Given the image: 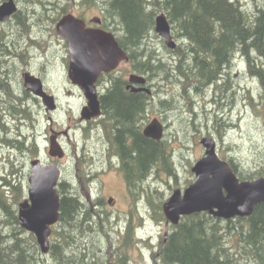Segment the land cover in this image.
<instances>
[{
	"label": "trees",
	"instance_id": "trees-1",
	"mask_svg": "<svg viewBox=\"0 0 264 264\" xmlns=\"http://www.w3.org/2000/svg\"><path fill=\"white\" fill-rule=\"evenodd\" d=\"M17 2L22 7L23 3L28 6L31 0H17ZM254 2L252 11H248L240 0H81L79 2L82 7L97 8L99 14L104 16V28L120 33L117 35L120 46L127 50L133 59L134 72L144 74L148 80L154 79L155 74L160 76L156 82L159 80L161 84L155 82L154 91L162 92L165 99L160 103H156L145 92H132L119 84H115L101 98L110 128L113 129L109 136L114 135L117 150H120L129 174L131 176L144 174L140 177L141 190L148 202H153V194L150 190L152 184L145 178L148 172L159 169V175L162 171L161 173L168 178L172 177L175 182H178V177L176 164L171 160V151L174 148L168 149V140L158 141L147 137L142 133L141 127H138L140 118L145 115L144 111L148 117L151 110L157 111L162 106H174L175 97L170 88L183 81L184 84L198 87L196 90L208 86L218 89L221 98L219 109L220 105L222 109L232 105L235 96L231 94V89H236L235 80H237L232 79V60L237 54L244 58L247 69L264 92V0H254ZM66 12L68 7L63 8L54 21ZM160 13L166 14L173 26L176 40L181 44L171 50L161 40L163 47L168 51L167 54L170 55L168 59L170 62L164 60L167 56L153 50L155 41H152L151 36L154 34L156 38L159 37L155 31V22ZM78 15L84 17L83 13ZM27 27L26 33H30L31 27ZM5 38L6 32L0 29V40ZM3 48L0 46V55L4 54L1 57L6 54ZM173 62H176V65L173 66ZM223 92H228L227 97ZM170 95L172 96L168 98ZM250 104L253 105L252 100ZM254 105L256 107L259 105V112L264 115V102ZM217 115L215 113L216 117ZM204 116L206 119L210 118L212 113L205 111ZM218 120L215 118L213 121L214 131L208 129L202 133L196 130L198 136H194V139L197 146L201 147L202 136L214 135L216 138L220 135L227 136L225 129H222L224 128L222 121ZM208 123L207 121L206 124ZM220 132L221 134L217 135ZM218 141L222 148L224 141L222 139ZM7 142L10 145L12 143V141ZM14 149L18 150V147ZM224 153L223 157L229 161L240 179L251 180L264 176V168L245 172L240 169L237 159L227 156L226 151ZM191 164L188 161V165ZM189 173L192 175V172ZM159 175H156L157 179ZM2 179L6 182L1 183ZM132 184L131 182L130 187ZM68 187L63 182L60 185L61 189H58L61 194L60 222L65 225L61 226V231L59 228L55 229V237L49 253L43 254L35 235L27 232L19 224L15 204L23 197V184L0 176V216H2L0 264H48L50 257L51 263L55 260L57 264H97L99 259H105V256L101 258L102 249H99V246L104 236L107 235L106 239L109 238L108 230L90 213L87 203L78 190L75 194H70L67 189V195H64V189ZM77 197L86 206L84 210L88 216L83 219L91 224L87 225L81 219L84 210H81ZM162 205L163 201L156 205V209L157 206L159 208L158 215H155L158 219L164 218ZM152 209L154 210V205ZM107 223L110 225L113 221L107 220ZM125 246L126 244L120 242L117 251L123 252L126 256L129 248ZM161 250L159 255L161 264H264V202L255 207L251 216L244 218L223 220L208 212L184 216L177 225L172 226L169 239ZM117 251L112 259L113 264H125L120 260ZM107 253L109 255V252Z\"/></svg>",
	"mask_w": 264,
	"mask_h": 264
},
{
	"label": "rangeland",
	"instance_id": "rangeland-1",
	"mask_svg": "<svg viewBox=\"0 0 264 264\" xmlns=\"http://www.w3.org/2000/svg\"><path fill=\"white\" fill-rule=\"evenodd\" d=\"M80 1L81 0H31V2L28 3V6L21 2L22 8L16 16V21L12 22L11 25H5L1 29L6 32V38L0 40V46L9 48V46L15 42L16 47L20 49L18 52L22 51L24 48L30 49L29 56L33 57V55H35V58H37L36 60H33V64H31L32 67H34L36 71H40L45 75V80L49 84L52 92L59 97L60 108L52 115L55 124L54 127H56V124L59 126L57 130L65 129L70 123V117H72L73 122L78 119L80 115L79 111L84 102V97L82 96V92L72 85L68 77V59H66L68 58L67 45L66 41L59 36L55 30L57 22L54 21V19L62 9H65L66 7H68V11L73 10L75 13H83L87 18L99 15L97 8L82 7L79 5ZM240 1L244 6L246 5L248 11L254 9V0ZM24 25L31 27L30 33H26L27 26ZM35 37H40L42 41L46 42L44 48L42 47V44L38 46L37 42L34 41L33 43L31 38H34L37 41ZM151 37L153 38L152 41H155L153 42V50H156V53L160 55L163 54L167 56L164 60L170 62L168 60L170 59V55L167 54L168 51L163 47L161 38H156L154 34H152ZM178 45L181 44L178 42ZM21 48L23 49L21 50ZM174 65H176V62H173V66ZM41 66L45 69L41 70ZM232 67V79L235 80L234 78H236L237 80H235V82L239 84L235 83L237 90L231 89V94L235 96L233 99L235 102H231L232 105L226 106L223 109L220 105L219 109V100H221V98L218 89L216 90L214 87L210 88L208 86L196 90L198 87L195 88L192 84L188 83L184 84L183 81L181 83L178 82L179 84L174 87H168L171 89L172 95L175 97L173 101V104L175 105L172 107H159L160 112L163 113L164 122L166 124L165 138L169 143L168 149L174 148V150L171 151V160L176 164L175 167H177L176 173L178 177L177 183L180 185L182 184L186 186L185 183H187L189 179L193 180L194 176H191L189 173L190 166L188 165V161L195 163L197 158L201 155H199L200 147L195 144L196 141L194 136H198L196 130H199L202 133L208 129L214 131L213 121L215 118H218V121H222L224 125V128L222 129H225V132H227V136L220 135L221 132L217 134L220 135L217 139H222V141H224V145L221 149L227 152V156L237 159L240 163V169L245 172L264 168V115L260 114L259 105L257 107L254 105V103L257 104L264 102V92L260 89L258 81L254 79L255 77L250 74L247 69V64L241 55L237 54L233 58ZM159 77V74H155L154 79L150 80L153 87H156L155 82ZM172 77L178 79L176 76L172 75ZM156 83L161 84L159 80ZM208 90H210V93H208ZM225 92H223V94L227 97L228 92ZM163 99L165 98L163 97L162 92H157L154 94L152 100L156 103H160ZM250 100H252L253 105L250 104ZM228 103L230 104V102ZM12 107L18 110L20 107L26 108L29 112L28 107L25 106L24 103L20 104L19 101H15ZM205 111L211 112L212 116L206 119L204 116ZM153 112L154 110H151L149 117L146 119V123L150 121L154 114ZM158 113L159 112L156 114ZM215 113L218 114L217 117L215 116ZM21 116L24 115L21 114ZM39 120L40 122H38L35 130L28 128L25 125H20L14 130V123H11L8 120L12 125L9 129L11 135L6 134L7 129L0 121V135H2L0 136V139L2 138L5 143H9L7 141H12V143L18 147V150H15L14 148L8 149V146L2 147V144L0 143V176L1 178H7L15 183L21 182L23 184L24 193L19 202L24 200L28 195L30 161L33 156L28 153V149L34 148L36 143L39 147V157L43 159V161H48V159H50V155L46 149L48 144L46 141L49 137V127L52 122L48 119V115L41 108ZM207 121L209 122L208 125L206 124ZM226 125L227 127H225ZM80 131V129H74L71 132L70 141L66 138L63 139L66 143L65 146L67 147V159L66 161L62 160L61 163V166L63 167L61 182H64L68 186H72L71 188L64 189V195H67V189L70 194H75L78 188L77 186L79 185V179L76 175L78 174V165L74 154L75 145L73 142L77 144L76 150L80 153V149L85 144V141L82 142L81 140ZM103 131L105 130H100L98 133V138L103 136V139L98 140V138H96L97 136H94L92 144L89 147L94 156L92 157L91 154L88 153L87 160L89 159L88 161L91 162V159L93 158V161H95L94 165H100L104 158L109 156L106 155V153H109V151L111 152V148L108 149L109 142L104 138ZM33 133H35V136H33ZM83 137H85V135ZM20 146L22 148H20ZM227 147L229 149H227ZM96 167L97 166L92 165V171H96ZM98 168V170L101 169L100 166ZM158 172L159 169L148 172L145 175V178L149 179L152 184L150 190L153 194V202L151 203L150 201L145 203L144 207L146 211L152 212V207L154 205V219H156L155 215L157 216L159 213L158 206L156 209L157 203L163 201V199L170 195L169 189L171 186H173L172 188L176 187V185L173 184L174 181H171V179H173L172 177H170L169 180L165 179L164 177L166 176L163 175V179H160V181L158 179L157 183H154V178L152 179V177L157 174L159 175ZM94 174L95 173H93V175ZM142 175L144 174L138 173L139 178ZM101 179L106 183L105 185H102V190L106 195V198L110 194L114 195L123 207L126 206V198L124 194L115 191L109 185V183L111 184L112 181H114L112 173L101 175ZM5 182L6 180L2 179L1 183ZM58 188L61 189L60 187ZM79 191L82 192V190ZM19 202L15 204L17 215ZM87 206L89 211L95 216V219L102 223L103 227L108 230V237H111V235L113 237L106 239L107 235L104 236V238L101 239V245L99 246V249H102L100 254L101 258H104L105 256V259H99L97 264L109 263L107 250L111 247L110 241L114 239L115 245L117 244V230L123 232L126 224L124 221L118 222L117 225L119 226V229H117L118 227H116V224L114 225L113 223H110V225H108L107 220L113 221L114 223L116 222L114 217H106L107 220H104L103 217L106 215L103 214L101 220L99 217H96L97 213L91 209V204H88ZM100 209L101 208L99 207L97 210ZM1 218L2 216H0V219ZM81 219L85 224H91L88 220H84L82 216ZM63 225L65 224H62L61 222L57 225L59 226V231L62 230L61 226ZM57 226L55 227L56 229H58ZM73 236L75 235L73 234ZM155 236H157V230L155 231ZM54 237L55 233L52 234L51 241L54 240ZM75 238L76 237H74V239ZM107 243H109V245H107ZM150 250H152V248ZM117 253L120 257L123 255V252L119 253L117 251ZM137 255L138 252H136V257ZM47 263L57 264L55 260H52L51 263V257L48 258ZM152 264H161V262L156 261L152 262Z\"/></svg>",
	"mask_w": 264,
	"mask_h": 264
},
{
	"label": "water",
	"instance_id": "water-1",
	"mask_svg": "<svg viewBox=\"0 0 264 264\" xmlns=\"http://www.w3.org/2000/svg\"><path fill=\"white\" fill-rule=\"evenodd\" d=\"M16 10L14 0L3 3L0 5V20L8 19ZM56 29L67 39L70 57L69 77L79 85L87 99L83 117L98 116L100 101L95 83L103 71H111L122 60L127 59V54L112 32L87 27L85 21L73 13L64 15L57 22ZM155 29L165 38L168 46L176 47L171 25L164 13L156 17ZM29 78L26 80V87L41 95L48 109H54L56 107L54 97L43 91L38 78ZM131 80L145 81L135 74L131 75ZM133 90H146L150 93L148 88ZM144 133L147 137L160 139L163 129L158 119L148 124ZM202 144L205 154L192 168L196 180L186 188L183 195L181 190L177 189L164 204L167 218L177 222L181 214L203 210L224 218L250 215L257 203L264 202V177L239 181L231 165L218 156L215 140L212 137H204ZM50 154L63 156L62 148L54 137L51 138ZM60 177L61 170L58 165H42L39 159H33L28 196L19 204V223L24 229L35 234L43 253L49 251L52 226L60 218L61 202L57 191Z\"/></svg>",
	"mask_w": 264,
	"mask_h": 264
},
{
	"label": "flooded vegetation",
	"instance_id": "flooded-vegetation-1",
	"mask_svg": "<svg viewBox=\"0 0 264 264\" xmlns=\"http://www.w3.org/2000/svg\"><path fill=\"white\" fill-rule=\"evenodd\" d=\"M3 1L4 0H0V3H2ZM19 7L20 8L18 12H20L22 8L21 5H19ZM18 12L14 13V15L12 16L10 20L6 22H0V29H2V27H4L5 25H11L12 22L16 21V16ZM103 19H104V16H102V24H101V26L104 27L105 25H104ZM88 25L96 26L95 23H89V22H88ZM111 27H113L112 24H111ZM116 34L118 35L120 33L117 32ZM36 39L37 41L34 38H31V40H33V43L34 41L37 42L38 46L42 44V47L44 48V46L46 45V42L42 41L40 37ZM3 49H4L3 51L6 52V54L4 57H1L4 54L0 55V121L4 125V127H6L7 129L6 134H9V135H11L9 129L10 127H12L10 122L14 123L13 124L14 130L16 129V127L20 125H25L26 127L31 128L32 130H35L38 122H40L39 108L44 109L49 119L51 118V115H50V112H48L46 108L44 107L42 98L36 95L33 91L25 88V78H24L25 73L30 72L36 75L37 77H39L42 80L43 89H46L47 91L50 92V87L46 83L45 75L40 71H36L34 67H32L31 64H33V60H36L37 58H35L36 57L35 55H33V57L29 56L30 49L21 48V50L22 49L23 50L18 52V50L20 49L16 47L15 42L12 43L9 46V48L5 47ZM129 64H130V61L127 62V65ZM40 69L44 70L45 68L41 66ZM130 74H131V71H129V69L119 68L114 72H111V73L108 72V73L100 75L97 81L98 90L102 93V94L100 93V96L101 97L104 96L109 90H111L115 86V84L122 85L123 87L128 89L129 84H130V80H129ZM136 86H139V85L136 84ZM150 87H152L153 92L156 90V88L153 87V85H150ZM147 94L153 98L155 92L154 94H149V93ZM15 101H19L20 104L24 103V105L28 107L29 112L26 108L20 107L19 110L14 109L12 105ZM36 107H38V109H36ZM101 108H102V116L98 118H92L89 120H84L79 117L77 120L78 126L80 127L82 131V138L85 135L84 137L85 144L83 145V148L81 149V152H80V156L78 157L77 160H78L79 165L83 164V166H86L87 163H90L91 169L88 171L87 183L91 184L90 187L94 194V197H89V196H85L80 191V196L84 198V201L87 203V205L91 204L92 206L91 209L94 210L98 214V215L96 214L97 218L99 217V219L102 220L101 216H103L104 214L106 215L105 217H103L104 220H107L108 217H114V219L116 220L115 222L116 224L118 222H121L122 219L125 221L130 220L133 223L136 221V219L140 218L143 213L146 212V209L143 206L146 200V196L143 195V192L141 190L139 176L138 175L131 176L129 174L127 165L124 163L123 157L121 153L119 152L120 150L119 151L117 150L118 146H117V143L115 142L114 135L109 136V133L113 131V129L110 128V124L107 119L106 112L103 108V105L101 106ZM21 114H23L24 116H21ZM144 114L145 115H143L140 118L141 120L138 126V127H141L142 132L146 125L145 123L147 119L145 111H144ZM159 116L164 121V117L162 116L161 113ZM68 128H71V125H69L67 129ZM51 129L52 127H49V132L51 131ZM100 130L101 131L105 130L103 131V135H104V138L108 140L109 142L108 149L111 148V152L109 151V153H106V155H109V156L104 158L103 162L100 163V165H94L95 161H93V158L91 159V162H89L88 161L89 159L87 160V157H88L87 155L88 153H90L92 157L94 156L93 152L90 151L89 147L92 144V140L94 136H97L96 138H98V133L100 132ZM58 132H60L61 134L65 133L68 139L71 140L66 130H59ZM33 136H35V133H33ZM129 136L132 138L131 134H129ZM99 139H103V136L101 138H98V140ZM0 143L1 144L5 143L3 142L2 138L0 139ZM5 144L10 146L9 143H5ZM62 144L64 148L67 149V147L65 146L64 140H62ZM11 146L12 148L16 147V145H14L13 143H11ZM33 151H34V148L28 149V153L31 155L33 154ZM37 152H39V150H37ZM66 159L67 158H65L64 161H66ZM59 163H61V161ZM92 165L97 166L96 170H98L99 169L98 167L100 166L101 169L103 170L102 172H105L107 174L112 173V175L114 176V181H112L111 184L109 183V185L115 191H118L119 193L124 194L126 198V206L123 207V205L120 202H118L117 197L114 195L110 194L106 198V195L103 193V190H102V185H105L106 183H104V180L100 181V178H98L99 177L98 175L96 176L90 175L93 173ZM78 174H80L79 170H78ZM94 176H95L94 181L90 182L89 177L90 179H92L94 178ZM78 177H79V185L77 186L78 187L77 190L78 189L84 190L85 180L83 179L81 174L78 175ZM131 182L134 184V185L132 184L133 188H132V185L130 187ZM77 198H78V203L80 204L81 210H84L86 206H84V203L80 200L79 197ZM99 207L101 209L97 210ZM85 216H88V214H86L84 210L83 218H85ZM159 224H161V222H159ZM85 236L89 237L88 235H85ZM111 237H109L108 239H110ZM124 237H125L123 239L124 243L126 245H129V240H128L127 235ZM167 238H168V235L165 234L164 240L163 241L161 240L158 243V247L162 245L164 242H166ZM82 240L84 239L82 238ZM118 242L119 240H117V243ZM114 244H115V240L112 239L111 248H113ZM155 258H156L155 256H150V259L152 260V262H155ZM136 264H141L140 258Z\"/></svg>",
	"mask_w": 264,
	"mask_h": 264
},
{
	"label": "bare ground",
	"instance_id": "bare-ground-1",
	"mask_svg": "<svg viewBox=\"0 0 264 264\" xmlns=\"http://www.w3.org/2000/svg\"><path fill=\"white\" fill-rule=\"evenodd\" d=\"M136 74L139 76V77H142V78H144L145 79V81L144 82H140L139 83V86H137V87H144L145 86V84L146 83H150V80H148V78H147V76H145L144 74H140V73H138V72H136ZM151 84V83H150ZM63 183V182H62ZM66 186H68V185H66ZM60 187V186H59ZM68 188H71V185H69V187ZM58 193L60 194V192L58 191ZM60 199H61V194H60ZM49 250H50V248H49Z\"/></svg>",
	"mask_w": 264,
	"mask_h": 264
}]
</instances>
